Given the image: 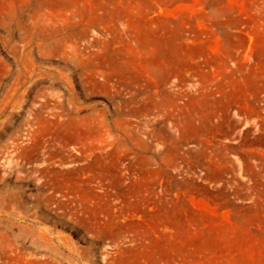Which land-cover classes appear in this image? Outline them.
Listing matches in <instances>:
<instances>
[{
	"label": "rangeland",
	"instance_id": "obj_1",
	"mask_svg": "<svg viewBox=\"0 0 264 264\" xmlns=\"http://www.w3.org/2000/svg\"><path fill=\"white\" fill-rule=\"evenodd\" d=\"M0 264H264V0H0Z\"/></svg>",
	"mask_w": 264,
	"mask_h": 264
},
{
	"label": "bare ground",
	"instance_id": "obj_2",
	"mask_svg": "<svg viewBox=\"0 0 264 264\" xmlns=\"http://www.w3.org/2000/svg\"><path fill=\"white\" fill-rule=\"evenodd\" d=\"M119 115V114H118ZM130 131H131V129H130ZM131 132H133V131H131ZM131 134H133V133H131ZM72 138V137H71ZM165 139V138H164ZM147 148V147H146ZM99 160V159H98ZM98 163V162H97ZM99 164V163H98ZM39 236V235H38ZM39 239V238H38ZM41 240V239H40ZM42 241V240H41ZM43 242V241H42ZM46 242V241H45ZM37 243V242H36ZM49 245V244H48ZM52 246V245H51ZM56 249V248H55ZM44 250V249H43ZM42 250V251H43ZM54 250V249H53ZM44 252V251H43ZM47 251H45V253H46ZM55 254V253H54ZM46 258V257H45ZM48 259V258H47Z\"/></svg>",
	"mask_w": 264,
	"mask_h": 264
}]
</instances>
